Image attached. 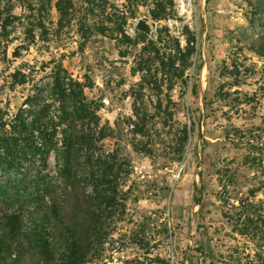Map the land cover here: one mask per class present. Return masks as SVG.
Masks as SVG:
<instances>
[{"label": "rangeland", "instance_id": "1", "mask_svg": "<svg viewBox=\"0 0 264 264\" xmlns=\"http://www.w3.org/2000/svg\"><path fill=\"white\" fill-rule=\"evenodd\" d=\"M25 3L12 0L19 20L0 25L1 117L47 124L57 77L66 92L84 86L106 139L68 176L55 152L43 167L24 147L0 167V219L20 217L0 257L64 264L66 233L49 210L63 215L70 194L83 224L94 215L83 264H264V0ZM101 175L116 196L108 207ZM38 226L52 239L47 260Z\"/></svg>", "mask_w": 264, "mask_h": 264}, {"label": "trees", "instance_id": "2", "mask_svg": "<svg viewBox=\"0 0 264 264\" xmlns=\"http://www.w3.org/2000/svg\"><path fill=\"white\" fill-rule=\"evenodd\" d=\"M18 1L27 2L25 6L31 10V0ZM11 2L12 0H0V25L3 28L19 20L11 14ZM73 86L75 89L66 92L64 81L61 82L57 77L52 81L50 92L57 106L51 112L50 119L48 116L49 122L45 123V125L36 119V116L31 119V123L26 124L19 117L8 122L6 119L8 115L3 114L1 117L2 114H0V167L12 165L14 163V155L18 152L22 153L24 148L31 153L32 160H35L36 156H40L41 159L37 160V162L44 167L48 152L53 151L56 153L59 162V172L68 176L73 169L76 155L85 150L87 145H90L91 140L96 141V137L98 141L106 139L105 130L98 126V118L95 116L93 103L85 101L84 86L79 84H74ZM35 106V102L31 101V108ZM47 110L48 107L44 105L41 108L42 114L40 116L45 117ZM7 127L10 130L6 129ZM23 129L25 132H31L26 138L21 136L24 133L22 132ZM57 137H60V140ZM4 155L6 158L3 157ZM104 166L105 168L108 167L106 164ZM107 179L105 175H101L100 179L95 181L97 184L105 185V188L98 194L101 201L100 204H104L105 207L112 205L116 200V196L110 188L111 183ZM36 181H40L36 184H47V182L39 179ZM38 196L42 200L50 198L48 194H44L43 192ZM64 202L67 205L65 206V213L63 215L56 208L48 209L52 211L53 219L64 228L66 233L64 239L68 243V256L64 260V264H83L85 261L83 256L85 250L91 249L95 244V239L90 235L92 226H94V215L90 213L86 224H83L84 222L80 218L81 211H83L79 207L80 200L78 201L75 196L73 197L69 194L64 195ZM68 210L69 215L67 216L66 211ZM89 210H92V207H89ZM86 213H88V209ZM19 218L17 214L11 213L9 215L5 214L0 219V248L4 242L3 238L6 236L2 235V232L6 231L7 235L17 233ZM33 237L39 254L47 260L52 251V239L46 227L38 226ZM0 264L10 263L0 257Z\"/></svg>", "mask_w": 264, "mask_h": 264}, {"label": "water", "instance_id": "3", "mask_svg": "<svg viewBox=\"0 0 264 264\" xmlns=\"http://www.w3.org/2000/svg\"><path fill=\"white\" fill-rule=\"evenodd\" d=\"M136 29L146 35L150 34V28L144 20H139Z\"/></svg>", "mask_w": 264, "mask_h": 264}]
</instances>
